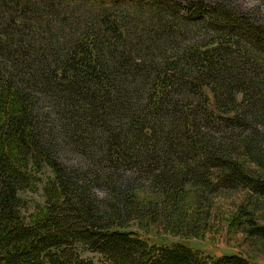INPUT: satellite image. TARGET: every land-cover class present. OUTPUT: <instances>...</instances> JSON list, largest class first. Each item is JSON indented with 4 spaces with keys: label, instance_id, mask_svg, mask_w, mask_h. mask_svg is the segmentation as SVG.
<instances>
[{
    "label": "trees",
    "instance_id": "1",
    "mask_svg": "<svg viewBox=\"0 0 264 264\" xmlns=\"http://www.w3.org/2000/svg\"><path fill=\"white\" fill-rule=\"evenodd\" d=\"M255 9L0 0V264H258L186 241L213 196L243 192L230 227L264 251Z\"/></svg>",
    "mask_w": 264,
    "mask_h": 264
},
{
    "label": "rangeland",
    "instance_id": "2",
    "mask_svg": "<svg viewBox=\"0 0 264 264\" xmlns=\"http://www.w3.org/2000/svg\"><path fill=\"white\" fill-rule=\"evenodd\" d=\"M185 1V0H183ZM229 1V0H227ZM234 4L245 10L255 9L264 20V0H232ZM48 174V173H46ZM43 183L39 182L32 190H25L21 197L25 201L26 214L33 212L38 205L45 202ZM243 192H225L213 196V205L207 215V225L200 236L186 240L189 244L205 251L220 255L222 253H240L255 260L258 264H264V251L253 248L245 239L240 230L231 228L229 222L236 212L238 204L243 202ZM24 213V212H23ZM156 233L152 232L150 237L155 238ZM177 240V237H171ZM84 258H92L97 261L98 255L85 252Z\"/></svg>",
    "mask_w": 264,
    "mask_h": 264
}]
</instances>
